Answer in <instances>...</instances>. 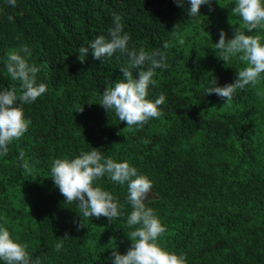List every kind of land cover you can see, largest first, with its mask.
Listing matches in <instances>:
<instances>
[{"label": "trees", "instance_id": "16d2710c", "mask_svg": "<svg viewBox=\"0 0 264 264\" xmlns=\"http://www.w3.org/2000/svg\"><path fill=\"white\" fill-rule=\"evenodd\" d=\"M187 7L186 0L183 9L175 0H16L15 6L0 0V85L19 93L6 56L25 48L48 85L24 105L28 131L0 157V225L42 264H104L112 249L123 254L131 246L126 185L97 181L123 205L109 222L82 216L50 178L56 158L91 147L129 160L153 181L148 206L166 226L159 242L183 253L187 264H264V79L231 101L205 94L213 78L220 86L232 83L244 66L239 57L225 63L214 45L221 29L231 38L243 22L233 0H212L195 18ZM115 15L130 46L159 48L167 57L168 68L156 70L150 89L151 99L165 93L163 115L142 128L126 126L99 104L127 57L101 62L89 52L80 60L79 49L107 36Z\"/></svg>", "mask_w": 264, "mask_h": 264}, {"label": "clouds", "instance_id": "9594fccd", "mask_svg": "<svg viewBox=\"0 0 264 264\" xmlns=\"http://www.w3.org/2000/svg\"><path fill=\"white\" fill-rule=\"evenodd\" d=\"M175 2L178 7L184 8L185 0ZM186 2L187 14L195 18L200 15L201 6H210L212 0ZM8 3L15 6L16 0H8ZM233 4L232 12L241 18L243 30L234 28L233 36L226 39V33L221 29L214 45L219 50V58L225 63L239 57L244 66L237 71V77L232 83L220 86L213 78L210 86L205 89V94L215 93L224 102L231 101L238 90L264 79V35L254 34V30H264V0H233ZM121 19L115 15L108 35H96L89 39L79 49V55H82L83 59L80 60L83 61L90 52L94 59L101 62L117 54L127 57L126 65L119 67L122 76L104 88L99 104L107 113L114 111L120 122H126V126L142 128L151 119L163 115L160 106L166 103V95L161 92L155 99H151L150 89L156 83V70L168 68L167 57L159 48L137 50L130 46L131 35L124 30ZM167 47L165 43L163 48ZM30 55L25 48L7 57L6 70L12 81L19 82V93L15 86L0 85V157L6 156L9 145L28 131L31 120L25 116L24 105L36 102L47 91L48 85L40 81L38 76L41 69L30 61ZM134 71L136 76L133 75ZM23 156L21 152L19 157ZM102 177L126 185V200L131 208L127 215V225L133 229L129 233V249L121 254L115 247L105 257L104 264H187L183 253L168 250L159 242L166 226L156 211L148 206L149 194H153V181L129 160H116L104 155L98 148L91 147L87 151L81 150L78 155L56 158L50 168V178L54 185L66 202L77 203L82 216H103L112 222L122 215L123 205L113 192L97 183ZM63 246L64 240L60 239L55 249L60 251ZM0 264H42V261L28 251L27 243L13 238L9 229L0 225Z\"/></svg>", "mask_w": 264, "mask_h": 264}, {"label": "rangeland", "instance_id": "374dc122", "mask_svg": "<svg viewBox=\"0 0 264 264\" xmlns=\"http://www.w3.org/2000/svg\"><path fill=\"white\" fill-rule=\"evenodd\" d=\"M13 52H16V51H11L10 53H13ZM10 53L7 54L6 59ZM152 198H155V195L150 193L148 199H152Z\"/></svg>", "mask_w": 264, "mask_h": 264}]
</instances>
